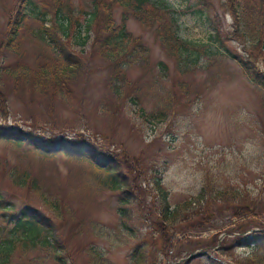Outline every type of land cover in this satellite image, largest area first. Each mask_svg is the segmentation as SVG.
Instances as JSON below:
<instances>
[{
	"label": "rangeland",
	"instance_id": "rangeland-1",
	"mask_svg": "<svg viewBox=\"0 0 264 264\" xmlns=\"http://www.w3.org/2000/svg\"><path fill=\"white\" fill-rule=\"evenodd\" d=\"M15 1L0 0V128L29 132L52 141L57 150L63 149L64 142L89 140L101 147L96 157L98 164L109 163L106 150L110 149L124 152L140 170V195L133 204L135 215L130 218L135 229L131 236L119 222L117 192L106 188L97 178L88 179L92 175L88 161L72 159L66 154L45 156L41 153L44 149H35L29 143L17 145L0 140V184L8 194L13 190L10 193L13 200L18 204L25 199L39 203L36 201L39 194L31 193L29 186L15 185L10 168L27 171L30 177L50 187L52 197L59 196L72 207L73 215L63 225L62 233L72 264H88L84 248L90 241L106 250L112 264H130L129 254L134 243L141 238L152 240L154 231L148 216L153 214L150 203L154 173L162 176L172 202L176 203L199 192L204 173L209 172L213 181L239 188L241 196L235 203L242 200L240 202L254 204L255 215L252 216L249 209H237L239 215L233 216L232 211H228L230 201L213 203L222 211L209 228L171 233L173 244L169 253L159 248L153 255L151 251L147 264H180L185 260H189V264H237L234 257L241 260L256 251L255 231L264 232V102L242 66L228 53L230 48L243 50L244 44L235 39L233 16L221 7V0H155L174 8L179 34L200 45L206 44L203 48L214 49L209 46L212 33L216 32L213 22L220 27L222 42L216 44L228 54L222 57L220 77L215 69H200L201 66L191 73H181L178 60L168 54L154 30L133 16L128 19L127 27L150 47L151 70L136 63L127 70L128 83L137 81L138 90L149 88L155 92H150L149 96L139 95V98H147L142 100L146 112L130 98L132 93L126 84L124 88L128 93L122 96L118 93L119 87L108 85V60L92 41L75 48L76 39L67 38L80 59L77 69H69L72 76L66 77V83L55 78L57 72H51L44 80V90L26 81L19 66L26 72H34L56 54L33 36L32 29L38 26L34 20L23 27L16 45L14 39L8 44L6 22ZM72 2L77 8L80 5L91 8V0ZM122 9L115 6L119 22ZM79 18L85 22L83 14ZM214 42L219 40L214 39ZM160 60L168 64L167 76L159 75L157 63ZM207 60L202 54L200 63ZM261 60L264 64V54ZM52 61L59 67L64 66L58 57ZM35 77L32 75L30 82H35ZM151 110L156 114L165 110V117L150 116ZM248 216L257 223L254 228L258 230L232 229L238 220L243 221ZM77 222L78 225L73 224ZM241 226L244 228L242 223ZM237 235L241 236V243L234 240ZM186 236L191 243L201 238L207 245L190 248ZM223 247L232 256L221 255L216 250ZM261 250L264 253V249ZM19 259L17 252L15 260Z\"/></svg>",
	"mask_w": 264,
	"mask_h": 264
},
{
	"label": "trees",
	"instance_id": "trees-1",
	"mask_svg": "<svg viewBox=\"0 0 264 264\" xmlns=\"http://www.w3.org/2000/svg\"><path fill=\"white\" fill-rule=\"evenodd\" d=\"M220 4L233 16L236 26L235 39L244 44L243 50L230 48L228 53L242 66L264 102V64L261 60L264 54V0H221ZM115 6L123 8L120 22L115 16ZM200 11L204 12V9L200 8ZM8 12L5 32L9 45L11 40L16 41L22 36V29L27 22L34 20L38 22V26L32 29L33 36L46 43L64 64L59 67L52 61L56 57L50 56L46 59L49 62L40 64L34 72H26L19 66V71L24 72L22 75L30 84L35 83L37 88L44 90L45 86L42 83L48 75H51V72H57L55 78L59 80L64 81L66 77L70 78L72 75L69 69L71 67L77 69L80 54L73 49L74 46L72 48V45L67 43V38L76 39L75 48L85 46L92 41L102 57L108 60L107 65L110 69L108 85L119 87L118 93L122 96L128 93V90L124 88L126 84L132 93L130 98L144 112L147 107L143 105L142 100L146 101L147 98H139V95L149 96L150 92H155L149 88L138 90L140 86L137 81L128 83L127 70L133 63L150 70L153 66L150 61V47L140 35L134 34L127 27V21L131 16L147 28L154 30L156 38L168 54L178 60L177 66L183 74L191 73L197 69V66H201L200 69L207 68L210 71L212 68L215 69L216 75L220 77L222 74L219 66L222 57L228 55L221 46L217 45L222 42L218 25L213 22L216 32L212 33L209 46L214 49L208 50L203 48L206 44L200 45L183 38L179 34L175 9L155 0H91L90 9L82 5L75 7L72 0H65V2L64 0H16ZM82 14L85 22L79 18ZM48 21L52 23L48 24ZM213 38L219 42H214ZM16 43L17 41L14 45ZM202 54L207 56V63H200ZM48 64L51 66L55 64V66L51 67ZM157 64L160 66L159 75L167 76L168 64L163 60L158 61ZM32 75L36 76L35 82L33 80L30 82ZM185 87L189 88V85L186 84ZM181 95L184 96L182 93ZM148 114L164 118L165 110L158 114L151 110ZM0 140L14 142L17 145L29 143L35 149L37 147L44 149L41 153L45 156L66 154L72 159L88 161L92 167V175L88 179L97 178L106 188L117 192L116 211L119 214V222L121 221L122 227H125L128 234L132 236L135 229L130 218L135 215L133 204L140 195L138 183L140 170L137 165L134 166V163L128 160L124 152L106 150L109 154V163L103 166L96 162L101 147L89 140L64 142L63 149L57 150L52 141L11 127L0 128ZM9 173L15 185L29 186L31 193H38L36 201L39 203L25 199L24 203L18 204L12 199L13 196H10L13 190L8 194V190L0 184V264H49L52 262L72 264L71 252L62 234L63 225L73 215L72 207L62 201L59 196L52 197L49 194L50 187L41 184L36 177H30L27 171L10 168ZM210 175L209 172L204 173L199 192L173 203L170 190L162 182V176L154 173L155 183L153 192L151 190L153 195L150 203L153 214L148 216L152 219L154 235L152 240L141 238L134 243L133 250L129 254L130 264H147L151 251L153 255L158 248L169 253L173 244V238H170L171 233L176 235L178 230L185 233L188 229L199 231L209 228L222 211L221 208L213 206V203L230 201L231 207L228 211L231 210L232 212H229L233 216L239 215L237 209H249L253 212L252 216L255 215L254 204L240 202L242 200L235 203L241 196L239 188L215 182ZM73 224L78 225V222ZM256 225L257 223L248 216L243 221L238 220L234 225L236 227L232 229L245 231L257 227ZM255 232L257 250L245 255L241 260L234 257L237 264H264V253L261 250V248L264 249V232ZM168 238L169 243L163 241ZM186 238L190 242V248L207 245L201 238L193 240V243L188 236ZM212 239L214 242L215 236ZM234 240H237V243L242 242L240 235L234 236ZM152 245L153 250H150ZM223 249L224 247L216 250L221 255L232 256L229 251L226 252ZM84 250L87 253L88 264H112L106 250L94 241L88 242ZM17 252L21 257L19 261L15 260ZM189 263V260H185L180 264Z\"/></svg>",
	"mask_w": 264,
	"mask_h": 264
},
{
	"label": "water",
	"instance_id": "water-1",
	"mask_svg": "<svg viewBox=\"0 0 264 264\" xmlns=\"http://www.w3.org/2000/svg\"><path fill=\"white\" fill-rule=\"evenodd\" d=\"M101 165H102V164H101ZM104 166H105V165H104ZM201 253H202V252H200V253H195V254L192 255V257H193V256H197V255H199V254H201Z\"/></svg>",
	"mask_w": 264,
	"mask_h": 264
}]
</instances>
